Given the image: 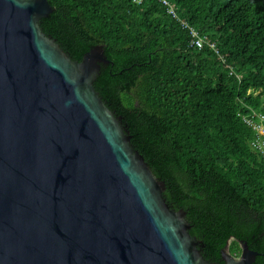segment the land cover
Returning a JSON list of instances; mask_svg holds the SVG:
<instances>
[{
  "label": "trees",
  "instance_id": "trees-1",
  "mask_svg": "<svg viewBox=\"0 0 264 264\" xmlns=\"http://www.w3.org/2000/svg\"><path fill=\"white\" fill-rule=\"evenodd\" d=\"M42 31L73 60L102 46L94 82L131 144L183 208L203 256L217 264L240 241L264 264V153L245 115H264V0H48ZM215 43L218 52L210 46Z\"/></svg>",
  "mask_w": 264,
  "mask_h": 264
},
{
  "label": "water",
  "instance_id": "water-1",
  "mask_svg": "<svg viewBox=\"0 0 264 264\" xmlns=\"http://www.w3.org/2000/svg\"><path fill=\"white\" fill-rule=\"evenodd\" d=\"M52 11L0 0V264H217L95 89L102 46L71 59L40 27ZM239 246L222 264H253Z\"/></svg>",
  "mask_w": 264,
  "mask_h": 264
},
{
  "label": "built area",
  "instance_id": "built-area-1",
  "mask_svg": "<svg viewBox=\"0 0 264 264\" xmlns=\"http://www.w3.org/2000/svg\"><path fill=\"white\" fill-rule=\"evenodd\" d=\"M137 3H140L142 0H133ZM166 7V12L176 19L183 28L188 29L191 32V35L194 37L192 39V44H195L197 47H202L205 43V38L199 34V32L189 24L188 20L184 17H181L177 11L176 5L170 0H158ZM210 46L218 52V49L215 43H210ZM244 120L252 126L255 131V137L252 141L254 147L259 149L261 153H264V115L258 112H252L248 116H243Z\"/></svg>",
  "mask_w": 264,
  "mask_h": 264
},
{
  "label": "flooded vegetation",
  "instance_id": "flooded-vegetation-1",
  "mask_svg": "<svg viewBox=\"0 0 264 264\" xmlns=\"http://www.w3.org/2000/svg\"><path fill=\"white\" fill-rule=\"evenodd\" d=\"M236 256H239V254H238V255H236Z\"/></svg>",
  "mask_w": 264,
  "mask_h": 264
}]
</instances>
